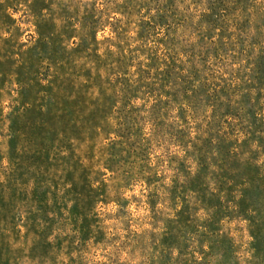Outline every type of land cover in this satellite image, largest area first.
I'll return each mask as SVG.
<instances>
[{
	"label": "rangeland",
	"instance_id": "rangeland-1",
	"mask_svg": "<svg viewBox=\"0 0 264 264\" xmlns=\"http://www.w3.org/2000/svg\"><path fill=\"white\" fill-rule=\"evenodd\" d=\"M29 10L61 34L59 65L78 93L50 118L56 138L40 142L42 171L30 160L40 147L26 145L10 174L0 123V184L21 179L49 206L34 233L5 239L4 254L11 264H143L149 235L172 215L164 195L187 142L235 109L264 120V0H0V62L2 39L28 46L36 36ZM175 136L187 137L184 149ZM15 206L19 217L29 207ZM223 230L246 264L243 226Z\"/></svg>",
	"mask_w": 264,
	"mask_h": 264
},
{
	"label": "trees",
	"instance_id": "trees-1",
	"mask_svg": "<svg viewBox=\"0 0 264 264\" xmlns=\"http://www.w3.org/2000/svg\"><path fill=\"white\" fill-rule=\"evenodd\" d=\"M29 14L36 36L28 46H18L11 34L1 41L7 47L5 55H11H4L0 62V123H8L12 175L20 170L17 160L26 145L40 147L38 154L30 158L31 165L38 171L45 169L47 162L37 161L41 159L40 142H55L50 118L61 107L66 108L62 102L74 103L73 96L78 93L71 74L62 70L63 64L59 65L57 50H63L64 43L61 34L48 21L37 19L30 10ZM6 90L11 99L9 112L4 114L1 98ZM186 139L173 137L182 149ZM193 140L194 143L187 142L188 157L170 167L174 175L163 201L172 215L162 219L158 234L149 235V254L143 264H240L237 258L241 246L223 230L225 225L235 223L247 233L246 264H264V120L255 117L247 121L235 109L219 117L215 125L210 122L205 129H198ZM130 177L141 180L138 174ZM156 178L153 176L151 182ZM45 193L39 194L37 188L29 190L21 179L9 188L0 184V264H11L4 254L8 248L4 241L10 234L19 237L21 227H27V233L38 229L36 214L49 210L43 204ZM190 196L193 201H189ZM20 200L29 207L19 217L15 202ZM18 217L21 222L27 219L25 226L16 225Z\"/></svg>",
	"mask_w": 264,
	"mask_h": 264
}]
</instances>
